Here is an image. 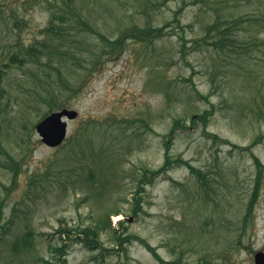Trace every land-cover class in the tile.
Instances as JSON below:
<instances>
[{
    "label": "rangeland",
    "instance_id": "rangeland-1",
    "mask_svg": "<svg viewBox=\"0 0 264 264\" xmlns=\"http://www.w3.org/2000/svg\"><path fill=\"white\" fill-rule=\"evenodd\" d=\"M79 18L92 29L48 28ZM64 108L78 115L50 147L35 125ZM262 135L264 163V0H0V264H46L61 244L59 264H255L264 183L245 219L257 167L243 148ZM166 156L181 163L144 180ZM86 226L104 248L72 241Z\"/></svg>",
    "mask_w": 264,
    "mask_h": 264
},
{
    "label": "trees",
    "instance_id": "trees-1",
    "mask_svg": "<svg viewBox=\"0 0 264 264\" xmlns=\"http://www.w3.org/2000/svg\"><path fill=\"white\" fill-rule=\"evenodd\" d=\"M66 3L67 2H65V4ZM68 6L71 8V4L70 3H69ZM54 17H59V18L61 17L64 20V22L67 20V19H65L64 16H59L58 14H54L53 19H54ZM71 20L72 19H70V22H67V23L63 22L64 25L62 23V26H59V27H51L50 26L48 28L58 32L59 34H63V35H65V32L69 33L70 30H73V31L74 30H78V28L83 27V26L88 27L89 29H92V26L89 27V25L87 24L86 20H84L82 18H79V21H77V22L75 21V23H72ZM164 30H165V26L150 27L149 29L146 30V33L143 34V36H141V37H143L142 39H149V40L153 41V38L156 37V36H161L162 33L164 32ZM210 30L214 33L213 35H211V37L214 38V40H212V44H214V45H227V41H229V34H228L227 30H223L219 26H214ZM66 35H68V34H66ZM204 40L207 41L206 38H204ZM184 42H185V40H184ZM112 43L114 44V46H118L120 44V40H114L113 39ZM47 44L48 43H45L44 46H41V48L35 47V46L30 47V51L31 52L29 53V55L32 58H35L36 55H37L36 53L45 52L46 49H47L46 48ZM114 48H116V47H114ZM203 117L205 119L207 118V112H205ZM195 118L196 117L194 115L193 116V120L194 121H195ZM195 123H196V121L194 122V124ZM179 127H185L186 128L187 126L185 124H181V120L177 119L175 121V125L173 126V128L171 130V133L169 134V139L167 141V145H169L170 142L173 140L172 137L174 136L176 129L179 128ZM215 137L216 138H220L223 142H226V143H229V144H232V145H236L235 143H232L229 139L221 138V137H218V136H215ZM261 137H263V135L258 137L257 139H255L250 146H246L243 149H247V150L250 149L252 151L251 147L253 145L259 143L261 141ZM252 155H254L253 151H252ZM254 161H255V164H256V167H257V174H256L255 185L253 187V192H252L251 197H250V201H249V204H248V209H247V212H246L247 215H246L245 219H247L248 216H250L251 214L253 215L256 201L258 200V198L260 196V191H261V188H262V184L264 183V180H263L264 163L261 161V159L259 157L255 156V155H254ZM174 162H180L181 163V160L177 159V160L174 161L172 158H169L168 156H166V162L163 165V167L160 168V170H158V171H155V172L152 171L150 176H147V174H146L145 178H143V179L151 181L153 178L158 176V174L166 173L168 170L171 169V167L173 166ZM188 167L190 168V170L192 172H198V170L196 168H194L192 165H190ZM204 180H206V179H204ZM117 214H119V212ZM110 215L111 214H109V219L111 217ZM110 223H111V221H110ZM66 231H67L68 234H71V230L70 229H66ZM80 232H82L83 234L76 235L73 238L72 241L77 242V243L83 242L87 247H89L90 249H94V250L99 249V248H101V249L104 248V247H100V245H101L100 243L101 242L99 240V231H98L97 227L86 226ZM115 232H116L115 234L118 235V240L120 241V245L123 248H125L124 243H128L129 241L134 240V239L145 243L150 248V244H148V242L145 239H143L142 237H140V236H137V235H134V234H131V233H126V232L125 233L124 232H120L119 233L117 231H115ZM84 235H86V236H84ZM68 248H69L68 244H61L59 246H55V254L53 256V257H55V260H51L50 258L49 259H45L44 260L45 263L46 264H57L58 262L60 263V261L65 263L66 260H67ZM156 255H157V257H159L157 252H156ZM159 258H160V261H161L162 264L166 263V260L161 258V256ZM166 264H177V262L176 261H167Z\"/></svg>",
    "mask_w": 264,
    "mask_h": 264
},
{
    "label": "water",
    "instance_id": "water-1",
    "mask_svg": "<svg viewBox=\"0 0 264 264\" xmlns=\"http://www.w3.org/2000/svg\"><path fill=\"white\" fill-rule=\"evenodd\" d=\"M77 115V110L64 108L53 111L39 120L36 130L41 140L50 147L61 145L68 135V120L75 119ZM255 263L264 264V251L256 252Z\"/></svg>",
    "mask_w": 264,
    "mask_h": 264
},
{
    "label": "bare ground",
    "instance_id": "bare-ground-1",
    "mask_svg": "<svg viewBox=\"0 0 264 264\" xmlns=\"http://www.w3.org/2000/svg\"><path fill=\"white\" fill-rule=\"evenodd\" d=\"M119 216H116V218H118Z\"/></svg>",
    "mask_w": 264,
    "mask_h": 264
}]
</instances>
